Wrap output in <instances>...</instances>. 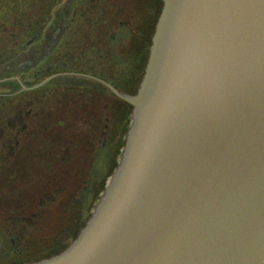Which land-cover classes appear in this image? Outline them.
<instances>
[{"label": "water", "instance_id": "water-1", "mask_svg": "<svg viewBox=\"0 0 264 264\" xmlns=\"http://www.w3.org/2000/svg\"><path fill=\"white\" fill-rule=\"evenodd\" d=\"M129 100L96 212L36 264H264V0H164Z\"/></svg>", "mask_w": 264, "mask_h": 264}, {"label": "flooded vegetation", "instance_id": "flooded-vegetation-1", "mask_svg": "<svg viewBox=\"0 0 264 264\" xmlns=\"http://www.w3.org/2000/svg\"><path fill=\"white\" fill-rule=\"evenodd\" d=\"M162 0H0V264L77 236L117 165ZM105 158L100 178L91 172Z\"/></svg>", "mask_w": 264, "mask_h": 264}]
</instances>
